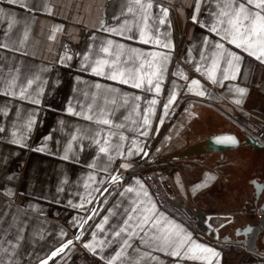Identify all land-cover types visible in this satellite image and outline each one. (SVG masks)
<instances>
[{
	"label": "crops",
	"instance_id": "1",
	"mask_svg": "<svg viewBox=\"0 0 264 264\" xmlns=\"http://www.w3.org/2000/svg\"><path fill=\"white\" fill-rule=\"evenodd\" d=\"M240 2L247 5V0ZM141 3L145 7L135 0H24L22 7L0 0V127L5 129L0 132V264H41L45 259L48 264H71L81 250L106 264L117 252L121 255L114 264H209L208 259L155 250L146 242L151 232L145 236L129 228L115 236L129 214L134 217L129 224L136 223L132 207L150 206L149 200L157 207L154 189L162 196L177 194L210 217L216 235L201 237L170 209L157 207L193 241L219 253L210 257L211 264H264V148L244 144L254 125L247 113L264 120V63L209 31L223 0ZM142 32L151 38L149 43L141 42ZM64 37L75 45V54L61 51ZM217 42L241 60L238 70L228 69L222 60L213 83L208 70ZM153 59L163 65L159 94L154 87L148 91L146 84L138 89L120 82L119 73L127 79L155 71L147 64L141 69L142 61ZM101 60L106 63L97 75L92 68ZM114 73L116 80L110 78ZM225 74L236 78L224 79ZM193 79L200 84L191 85ZM238 88L246 91L239 93ZM170 94L176 99L165 115ZM37 99L39 104L33 102ZM153 99L157 104H151ZM223 134L236 135L242 145L214 154L201 149L207 139ZM17 138L27 146L13 143ZM105 142L108 152L102 153ZM158 144L179 148L165 160L170 166L139 170L119 188L110 185L89 218L115 172L132 170ZM41 147L43 151L36 150ZM168 168L172 173L166 177ZM150 176L154 187L147 183ZM257 208L263 210L260 218L253 215ZM132 231L131 246H125ZM68 240L73 243L53 257Z\"/></svg>",
	"mask_w": 264,
	"mask_h": 264
},
{
	"label": "snow or ice",
	"instance_id": "2",
	"mask_svg": "<svg viewBox=\"0 0 264 264\" xmlns=\"http://www.w3.org/2000/svg\"><path fill=\"white\" fill-rule=\"evenodd\" d=\"M9 3H19L20 6L25 7L24 0H8ZM137 5H140L141 8L145 7L144 4L141 3V0H135ZM152 4L148 3L146 5L147 8H152ZM252 6V7H249ZM219 12L216 14V22L211 25L209 31L214 33L216 36L220 37V40L223 42L230 43L234 45L236 48L241 49L243 52H246L249 56L255 57L258 61L264 63V0H247V5L245 3L240 2V0H223L222 4H218ZM2 11V10H0ZM129 11H132L129 8ZM164 16L167 17V9H162ZM196 11H199V4L197 5ZM193 21H196V16H193ZM165 20L161 19L160 24H164ZM203 26V25H202ZM114 33L115 29H112ZM123 35L122 32L118 33ZM54 39V36L52 37ZM131 39L132 37H128ZM140 40L142 43H149L151 38L147 37V34L142 32L140 35ZM223 42H217L215 44L216 52L214 53L215 58L212 60V67L208 70V77L212 80L213 83L216 82V73L220 67V62L223 60L227 63L228 69L238 70L239 62L241 57L236 55L234 52L229 51ZM113 42L108 41V44L111 45ZM158 44L159 41H156ZM208 41L205 40V44ZM119 47H123V45H119ZM167 47V45H165ZM105 52L108 51L107 48L103 49ZM132 51H136L133 49ZM148 55L155 58L157 53H149ZM70 58V57H69ZM87 59V58H85ZM167 57H163V61L167 62ZM106 61H97L96 67L92 68V72L97 75L103 74V65ZM145 64L149 68L155 67V71H149L147 73L141 71L139 75H131L127 79L124 76V73H119V80L121 83H130L134 88H142L145 84L148 86L147 90L151 91L152 87L155 88V92L159 94L161 92L160 80L163 75V65L156 64L155 59L152 61H142L141 69L144 68ZM200 71L199 68L196 69ZM183 75V74H181ZM111 79L116 80L117 74L114 73ZM155 78V84L154 79ZM185 80L188 79L187 76H183ZM235 79V75L225 74L224 79ZM200 82L198 80H191V85L198 86ZM99 87V85H97ZM189 91H192V88H189ZM246 89L238 88L237 92L244 93ZM198 95L203 96L204 92H197ZM21 96H23V92H21ZM139 99V97H137ZM176 99L175 94H170L168 97V103L164 105V114H168L169 105L172 104ZM36 104L40 103V100L37 99L33 101ZM240 101L237 100V103ZM152 105L157 104V100L153 99L151 101ZM68 111L71 113L73 110L69 107ZM152 109L149 108V112ZM6 114V113H5ZM33 121H29V128H31ZM103 123L107 124L108 121L104 120ZM145 125L149 124V120H144ZM5 129L0 127V132H4ZM16 133H13L15 136ZM143 135L147 136L148 132L144 131ZM75 139V137H73ZM227 140H232L235 143V140L232 137H226ZM13 143L19 144L21 147H26L27 145L23 143V140L20 138L14 139ZM99 144L100 142L97 141ZM37 151H43L44 149L38 148ZM99 151L102 153L108 152L107 142H105L104 146L99 148ZM138 151H143V149H138ZM67 154L64 156V159H67ZM109 161L112 160V156L109 155ZM125 169L129 167V165H122ZM120 180V177L112 176V181L117 182ZM140 182L137 181V184ZM143 188V185H141ZM128 192H132L133 189L129 187L127 189ZM140 193H137L139 196ZM144 197H148L149 193L147 191L143 192ZM134 204H137L136 201H133ZM141 204L145 203L143 200L140 201ZM148 205L142 209H139V204L137 206L132 207L130 209V213H136V223L134 225H130L129 222L133 221L134 217L132 214L127 216V219L124 221V227H121L119 231L115 232L116 237H120L122 233H125L129 228L139 229V231L144 232L145 236L148 235L149 232L152 235L149 237V240L146 241L154 246L155 250L164 251L172 256L180 257L183 254L184 258L191 259H208L209 264H211L210 257L218 256L219 253L215 252L214 249L207 247L205 245L196 243L192 240L190 234L186 233L185 230L176 225L174 222L169 220L167 217H164L163 214L159 213L155 203L150 200L147 202ZM139 209V211H138ZM93 215L95 213L93 212ZM105 223H107L108 218L105 217ZM103 230V225L98 226ZM147 227V231H145ZM211 227V225H209ZM63 235V233H62ZM135 235V231H132L128 234V238L124 239L123 244L125 246L130 247L129 240ZM77 240L81 239L80 236L76 237ZM143 239V237H142ZM93 240H95V234H93ZM73 243L72 240H68L67 243L63 244L61 248L52 252V256H57L60 252H62L65 248ZM103 244V241L100 242ZM86 248L92 249L94 251V247L90 243H86L84 245ZM187 246V247H186ZM206 254V255H197V254ZM121 253L117 252L116 255L112 258V260L108 261V264H114V261L120 257ZM41 264H48V260L45 259L41 262Z\"/></svg>",
	"mask_w": 264,
	"mask_h": 264
},
{
	"label": "built area",
	"instance_id": "3",
	"mask_svg": "<svg viewBox=\"0 0 264 264\" xmlns=\"http://www.w3.org/2000/svg\"><path fill=\"white\" fill-rule=\"evenodd\" d=\"M61 51L67 52L70 54H75L76 47L66 37H64ZM222 100L225 101L223 98ZM247 114L251 116V118L254 121V125L247 130V136L254 139L256 142L261 144L264 148V120L259 116L252 115L250 113H247ZM138 168L139 167L137 164L132 170L125 171L124 173L120 174L118 173V171L115 172L113 176L118 175L120 177V180L117 182H113L112 177L109 179L105 189L102 191V193L99 195V197L96 199L95 203L93 204L91 211L89 213V218L93 216V212L94 213L96 212L97 204L100 198L106 193L108 187L110 185H115L117 188L121 187L129 178L132 177V175H134L136 172L140 170ZM219 169H220V164L215 167L214 173H217ZM171 173H172V169L168 168L164 174L166 177H168L171 175ZM146 180H147V183L151 187H154V183H155L154 177H151V176L147 177ZM153 197L159 209H164V208L170 209L173 212L174 217L177 220L185 222L188 225L192 226L196 235L201 236V237H205L206 235L209 236L211 234L216 235V228L213 226L209 228L207 226V216L203 212L198 210L196 207L185 204L179 195L174 194V193L165 192V195L162 196L160 191L154 189ZM262 214H263V210L260 208L255 209L253 213V215L256 216L257 218H260ZM80 232L81 231H79V233ZM79 233H78V236H79ZM214 238L216 239L215 236ZM76 241H77V244L80 245V240L76 239ZM233 248L234 247L230 245V249H233ZM71 264H106V263L98 259L94 255H92L91 253L81 250L76 260L73 261Z\"/></svg>",
	"mask_w": 264,
	"mask_h": 264
},
{
	"label": "water",
	"instance_id": "4",
	"mask_svg": "<svg viewBox=\"0 0 264 264\" xmlns=\"http://www.w3.org/2000/svg\"><path fill=\"white\" fill-rule=\"evenodd\" d=\"M226 137H232L235 140V143L232 140L225 139ZM247 146H250L255 149H262L263 146L256 142L251 137H246V141L244 143ZM205 149L204 152L208 154L221 153L225 151H230L239 148L242 144L239 142V139L234 134H223L216 135L207 139L204 143ZM210 225V217L207 216V226ZM211 228V227H209Z\"/></svg>",
	"mask_w": 264,
	"mask_h": 264
},
{
	"label": "rangeland",
	"instance_id": "5",
	"mask_svg": "<svg viewBox=\"0 0 264 264\" xmlns=\"http://www.w3.org/2000/svg\"><path fill=\"white\" fill-rule=\"evenodd\" d=\"M169 145V144H168ZM179 148L164 147L163 145H152L145 157L138 163V169L140 170H155L170 166L166 164L165 160L168 159L170 153H175Z\"/></svg>",
	"mask_w": 264,
	"mask_h": 264
},
{
	"label": "bare ground",
	"instance_id": "6",
	"mask_svg": "<svg viewBox=\"0 0 264 264\" xmlns=\"http://www.w3.org/2000/svg\"><path fill=\"white\" fill-rule=\"evenodd\" d=\"M201 149L204 150V149H205V145H203V146L201 147Z\"/></svg>",
	"mask_w": 264,
	"mask_h": 264
}]
</instances>
